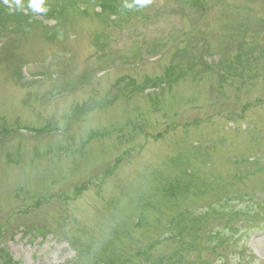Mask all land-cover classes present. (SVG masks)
Here are the masks:
<instances>
[{
    "label": "rangeland",
    "instance_id": "1",
    "mask_svg": "<svg viewBox=\"0 0 264 264\" xmlns=\"http://www.w3.org/2000/svg\"><path fill=\"white\" fill-rule=\"evenodd\" d=\"M133 3L0 0V264H264V0Z\"/></svg>",
    "mask_w": 264,
    "mask_h": 264
},
{
    "label": "clouds",
    "instance_id": "2",
    "mask_svg": "<svg viewBox=\"0 0 264 264\" xmlns=\"http://www.w3.org/2000/svg\"><path fill=\"white\" fill-rule=\"evenodd\" d=\"M151 2V0H134L133 4L126 5L127 7H144L148 5ZM17 3L19 4V0H17ZM38 11H46V9H36Z\"/></svg>",
    "mask_w": 264,
    "mask_h": 264
}]
</instances>
